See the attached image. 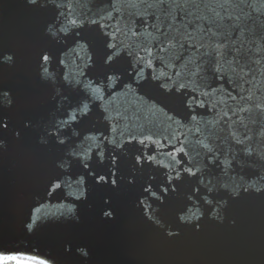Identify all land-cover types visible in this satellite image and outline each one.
I'll list each match as a JSON object with an SVG mask.
<instances>
[{
    "label": "water",
    "instance_id": "water-1",
    "mask_svg": "<svg viewBox=\"0 0 264 264\" xmlns=\"http://www.w3.org/2000/svg\"><path fill=\"white\" fill-rule=\"evenodd\" d=\"M57 2L65 5L59 11L84 25L80 29L84 38L81 43L85 44L83 50L74 43L72 34L65 36L61 33L57 39L47 36L49 22L55 23L56 16V10L51 5L36 8L28 5L26 0H0V54L12 55L15 59L14 64L0 65V89L9 92V99L16 101L14 106L0 104L3 109L0 114H5V119L11 117L12 129H20L21 120L25 118L33 121V127L25 131L20 142L15 138V131L5 130L0 134L7 145V150L0 152V252L43 260L47 264H264V192L254 191L256 187L264 188V111L257 109V105L264 108V7L261 6V0H248L253 8H245L244 12H250L252 18L243 17L241 21H235L238 14L242 15L237 6L240 0H189V9L201 17V23L207 25L219 21L222 33H226L233 41L243 42L247 57L245 62L254 73V79L242 86L227 79H215L211 73H201L202 79L198 85L190 87L197 86L199 92L212 93L205 103H218L215 104V110L195 107L197 121L186 118L187 110L180 105V98L161 97L147 82L138 93L128 92L121 82H117L115 88L106 90L110 95L105 96V103L113 117L117 112L120 113L118 119L121 128L127 124V131L137 136L154 135L165 143L169 142L167 138L172 134L181 139L186 136L185 147L190 150L198 149L197 139L204 140L217 150L221 159L234 161L227 175L213 170L220 182L228 185L227 192L214 195L223 196L227 201L228 193L234 188L239 191V185L253 188L247 194L242 193L239 200L229 201L225 205L226 218L222 223H213L201 215L207 205L197 204L199 212L197 208H192L188 215L196 213L201 216L200 222L204 225L200 233H194L187 224L177 225L178 217L184 214L181 209L185 208V196L198 183L197 179L188 177L181 185V195H174L161 205L143 191L148 183L153 184V190H158L160 181L164 179L166 169L155 165L136 172L137 181L134 185L122 180L118 189H113L110 182L107 185L96 184L94 178L87 175L88 170L78 163L66 165L61 170L64 172L61 181L72 182V187L64 186L51 192V195L46 191L48 176L56 171L53 161L64 153L51 145L42 146L40 137L50 124L65 119L68 109L59 98L52 100L56 89L47 88L41 83L38 73L42 69L37 63L39 52L44 50L51 53L48 69L57 80V87L64 82L65 74L70 77L76 75L80 57L92 56L95 62L90 70L85 69L88 73L85 79H100L103 70L101 29L92 25L91 21L97 20L108 25L106 30L109 33L119 26L121 32L116 34V42L124 54L115 68L123 83H133L128 75L132 60L127 52L141 45H156L158 48L161 33L156 29L168 31L167 22L171 21L169 13L175 15L178 11L172 0H164L163 4L160 0ZM221 4H226L227 11L220 7ZM68 5L71 6V12ZM217 12L220 16L216 15ZM229 13L233 20L221 21V16L227 17ZM179 14L183 16V12ZM57 18L67 23L64 17ZM234 23H238L242 29L247 25L244 35L239 30L233 31ZM176 27H180L178 22ZM133 30H137V35H132ZM213 30H216L215 27ZM172 34H175V29ZM156 48L153 54L157 64L162 56L176 71L188 75L185 68L174 63L182 49L170 48L157 55ZM232 51L235 52V49ZM60 60L64 64H60ZM189 68L195 71L191 63ZM229 75H232L230 71ZM60 91L64 92V89ZM229 92L238 97L243 95L246 99L232 100L228 96ZM68 95L74 96L75 93L69 92ZM153 99L163 101L166 108L150 111ZM238 106L246 111H238ZM229 107L236 111L231 119L224 117ZM105 115L100 107L93 106L86 117L64 129L67 134L65 138L79 142L73 133L81 136L107 134L110 125L104 119ZM167 115L183 120L184 126L169 121ZM176 129L178 131L174 132ZM245 134L249 139H244ZM237 138L243 140V144H237ZM124 139H127V132ZM245 146L255 155L246 156L243 151ZM138 148H141L138 144H125L121 150V171L124 175L131 170L132 158ZM164 150L167 151L166 148ZM148 151H156V146L150 145ZM199 151L200 156H196L195 151L192 155L197 160H203L204 150ZM157 155L164 163L168 162L169 157ZM110 156L111 152L108 151V159ZM89 163L98 172L107 171L94 156ZM81 177L84 182L80 188L85 195L75 199L78 189L74 180ZM203 178L207 182L210 177L205 175ZM140 200H144V204H140ZM61 205L64 209L72 208L67 218L60 215L64 210ZM36 207H41V211L35 214L37 223L32 230H28L26 225L31 222ZM105 211L112 212V217H104ZM149 215L159 224L150 221ZM232 219L237 221L236 227H233ZM192 222L195 223V220ZM169 229L180 230V238L166 240Z\"/></svg>",
    "mask_w": 264,
    "mask_h": 264
},
{
    "label": "snow or ice",
    "instance_id": "snow-or-ice-1",
    "mask_svg": "<svg viewBox=\"0 0 264 264\" xmlns=\"http://www.w3.org/2000/svg\"><path fill=\"white\" fill-rule=\"evenodd\" d=\"M160 2L163 4L164 0H160ZM26 3L36 8L51 5L56 10V16H54L55 23L49 22L47 36H50L52 39H57L61 33L65 36L72 34L75 38L74 43L81 50L84 49L85 44L81 43L84 38L80 32V29L84 25L78 24L75 18H69L65 12L59 11L65 5L58 3L57 0H26ZM172 4L178 11L175 15L169 13L171 15V21L167 22L168 31H163L160 28L156 29L161 33V39L157 42L159 47L156 48V45L151 47L141 45L139 48L127 52V56L132 60V63L129 65L130 71L128 75L132 78L133 83H123L118 70L115 68V65L124 54L120 44L116 42V34L121 32L119 26H116L115 30L109 33L106 30L109 27L108 25L101 24L97 20L91 21L92 25H97L101 29L99 35L102 44L101 59L103 70L100 73V79H85L88 76L85 69L90 70L95 62L92 56L80 57V64L77 65L79 71L76 75L70 77L69 74H65L64 82L57 87V80L53 78L48 69V64L52 58L51 53L44 50L39 52L37 63L39 68L42 69L38 73L41 83L47 88L56 89V95L52 97V100L56 101L59 98L61 104H66L68 109L65 113V119L60 120L58 123L50 124L49 127L45 128L44 134L40 137L39 142L44 147L51 145L64 153V155L57 156L53 161V166L56 171L55 174L48 176L45 186L49 195H51V192L61 189L64 186L68 188L72 187V182L67 180L61 181V176L64 175V172L61 170L66 165L77 163L88 170L87 175H91L96 184L107 185L110 182L113 189H118L122 180H126L129 185H134L137 181L136 172L141 171L146 166L155 165L166 169L164 179L160 181L158 190H153L154 186L152 183H148L147 186L143 187V191L148 193L154 200L159 201L161 205L172 198V196L181 195V185L188 177L196 178L198 183L185 196V208L181 209L184 214L178 217L177 225L179 227L187 224L194 233H200L204 228V225L200 222L201 216H198L196 213L188 215L194 207L197 208V212L200 211L197 204L201 206L207 205V208L201 214L202 216L208 218L213 223H222L226 218L225 205L229 201L239 200L242 193L247 194L253 191L251 186L245 187L241 184L238 186L239 191L234 188L228 193L229 199L227 201L223 199V196L214 195L216 193L227 192L228 185L221 183L219 177L214 174L213 170L217 169L227 175L234 161L221 159L217 150L210 143H205L204 140L197 139L196 144L198 145V149L190 150L185 147L184 140L187 139L186 136L184 139H181L179 136L172 134L167 138L168 143L156 139L154 135L140 134L137 136L131 131H127V124L123 128L120 127L118 119L120 113L117 112L116 116L113 117L105 103V96L110 95L106 90L115 88L117 82H121L122 87L130 93H138L139 89L145 87L147 82L161 97L176 96L180 98V105L187 110L186 118H190V121L195 122L197 121V115L194 114L195 107L212 108L215 110V104L218 103H205V99H210L212 93L199 92L197 86L190 87L193 84L198 85L199 80L202 79L201 73H211L215 79L221 81L227 79L238 86L249 83L254 79V73L251 67L245 62L247 57L243 51L242 41H233L226 33H222L219 27V21H213L207 25L201 23V17L189 9V0H172ZM237 6L240 7L242 15L238 14L235 17V21H241L243 17H247L248 19L252 18L250 12H244L245 8H253V5L248 0H240ZM261 6L264 7V0H261ZM220 7L227 11L226 4H221ZM68 10L71 12L70 5H68ZM180 12H183L182 17L179 14ZM109 15L111 16V13ZM216 15L220 16V13L217 12ZM57 17H64L67 23H63ZM156 19L159 20V17ZM224 20L232 21L233 17L229 13L227 17L221 16V21ZM177 22L180 25L178 28L176 27ZM214 27L216 29L215 31L213 30ZM232 27L234 32L239 30L241 35H244V30L247 28V25L245 24L242 29L238 23H234ZM173 29H175V34H172ZM132 35H137V30H133ZM226 41L228 42L226 43ZM154 48H156L157 55L170 48L182 49L183 51L179 52L174 63L180 64L181 67L185 68L188 75L184 76L180 71H176L171 64L165 62L162 56L159 57V63L157 64L153 54ZM232 49H235V52ZM248 51L250 52L251 50L249 49ZM0 56H2L0 65L3 63H15L12 55L3 56L0 54ZM59 63L64 64V61L60 60ZM189 63L194 65L195 71L189 68ZM256 63H259V61H256ZM148 70L151 71L149 72ZM229 71L232 75H229ZM234 76L236 77L235 79ZM193 78H195V81ZM61 88L64 89V92L60 91ZM213 91L216 90L214 89ZM232 91L235 90L233 89ZM69 92H73L75 95L70 96L68 95ZM228 96L232 100L238 98L240 100L246 99L245 96L239 95L238 97L237 95H233L232 92H229ZM149 99L152 98L149 97ZM2 103L14 106L16 101L9 99V92L0 89V104ZM93 106L100 107L106 113L104 119L110 125L109 132L107 134L101 133L100 135L89 134L83 136L79 133H73V135L79 138V142L66 139L67 134L64 129L75 124L78 119L86 117ZM157 108L163 109L166 108V105L163 104V101L153 99L150 111ZM257 109L264 111V108H261L260 105H257ZM2 111L3 109L0 107V113ZM238 111L243 112L246 109L238 106ZM229 112H231V116H229ZM235 115L236 111L231 107H229L228 112L224 113V117L228 119H231ZM167 119L173 121L180 127L184 126L183 120L175 119L173 115H167ZM21 124L22 127L20 129H12L11 117L5 119V114H0V134L5 130L15 131V138L18 142L23 140L25 131L33 127V121L25 118L21 120ZM175 131H178V129ZM126 132L127 139L125 140ZM244 139H249L246 134ZM235 142L237 144H243L244 141L237 138ZM125 144H138L141 146V148L136 150L132 158V168L127 175H124L121 171L123 155L121 150L124 149ZM150 145H155L156 151H148ZM165 148L167 151L164 150ZM199 149L204 150L203 160H197L192 155V152L195 151V155L200 156L201 152ZM6 150L7 145L0 138V152ZM108 151L111 152L110 159L107 157ZM243 151L248 157L255 155L246 146ZM157 153L169 157L168 162L164 163L160 160ZM93 156L97 158L99 164L107 168V171L103 173L98 172L90 165L89 160ZM106 159H108L107 164H105ZM205 175L210 177L207 182L203 178ZM83 182L82 177L74 180L78 189L75 199H80L85 195L84 190L80 188ZM254 191L261 193L264 192V188L256 187ZM69 195H72V193H69ZM213 201H215V204ZM139 203L144 204V200H140ZM41 207H36L33 210L31 222L26 225L28 230H32L33 225L37 223L38 218L35 214L41 211ZM148 207L149 209L151 208L150 205ZM61 208L64 209V206L61 205ZM71 213L72 208L68 207L61 211L60 215L67 218ZM103 215L104 217L111 218L112 212L105 211ZM148 219L153 221V223L159 224V221L153 220L151 215L148 216ZM193 220H195V223L192 222ZM232 225L233 227L237 226L235 219H232ZM181 234L180 230L169 229L166 232L165 239L174 241L180 238ZM0 264H47V262L43 260L36 261L34 258L23 255H9L6 252H0Z\"/></svg>",
    "mask_w": 264,
    "mask_h": 264
}]
</instances>
